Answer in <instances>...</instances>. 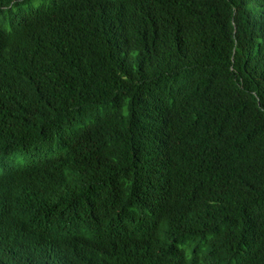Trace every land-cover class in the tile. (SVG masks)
I'll use <instances>...</instances> for the list:
<instances>
[{"label":"trees","instance_id":"trees-1","mask_svg":"<svg viewBox=\"0 0 264 264\" xmlns=\"http://www.w3.org/2000/svg\"><path fill=\"white\" fill-rule=\"evenodd\" d=\"M41 141L108 264H264V1L0 0V155Z\"/></svg>","mask_w":264,"mask_h":264},{"label":"clouds","instance_id":"clouds-1","mask_svg":"<svg viewBox=\"0 0 264 264\" xmlns=\"http://www.w3.org/2000/svg\"><path fill=\"white\" fill-rule=\"evenodd\" d=\"M36 152L45 154L24 163L5 166L0 172V240L3 237L21 242L23 257L33 264H108L105 252L95 243L90 230L66 235L62 233L66 208L61 194L47 198L37 190L40 173L36 170L41 164L56 163V148L41 141L1 154L0 160ZM52 156L56 159H52ZM19 179H22V183ZM21 200L44 204L45 210L33 211L30 216L20 215L17 210ZM212 253L186 256L187 261L176 259L170 264H195L196 260L201 264H212ZM3 261L4 264H12L6 257Z\"/></svg>","mask_w":264,"mask_h":264},{"label":"rangeland","instance_id":"rangeland-1","mask_svg":"<svg viewBox=\"0 0 264 264\" xmlns=\"http://www.w3.org/2000/svg\"><path fill=\"white\" fill-rule=\"evenodd\" d=\"M38 2H33V5H37ZM45 152L43 153H32V154H19L15 156H8L4 157L0 160V172L4 169L5 166H12L19 163H24L31 159H36L44 156Z\"/></svg>","mask_w":264,"mask_h":264}]
</instances>
